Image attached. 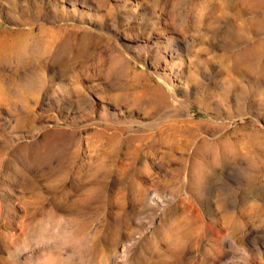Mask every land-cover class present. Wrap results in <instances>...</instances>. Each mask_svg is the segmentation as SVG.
I'll use <instances>...</instances> for the list:
<instances>
[{
    "label": "rangeland",
    "instance_id": "374dc122",
    "mask_svg": "<svg viewBox=\"0 0 264 264\" xmlns=\"http://www.w3.org/2000/svg\"><path fill=\"white\" fill-rule=\"evenodd\" d=\"M263 20L0 0V264H264Z\"/></svg>",
    "mask_w": 264,
    "mask_h": 264
},
{
    "label": "bare ground",
    "instance_id": "6f19581e",
    "mask_svg": "<svg viewBox=\"0 0 264 264\" xmlns=\"http://www.w3.org/2000/svg\"><path fill=\"white\" fill-rule=\"evenodd\" d=\"M259 22V28H264V20L258 21ZM56 32V31H54ZM54 35V34H53ZM56 35V34H55ZM59 35V34H58ZM50 36V35H49ZM54 37V36H53ZM43 45H41V48ZM81 48V47H80ZM37 49V48H36ZM42 50V49H41ZM250 51L254 53L252 63L262 66V70L264 71V37L262 39L255 40L251 43ZM64 51V50H63ZM81 51V50H80ZM62 53V52H61ZM81 57V56H80ZM64 58V57H63ZM62 58V59H63ZM61 59V58H60ZM79 59V58H78ZM249 59V57H248ZM80 60V59H79ZM256 65V66H257Z\"/></svg>",
    "mask_w": 264,
    "mask_h": 264
}]
</instances>
